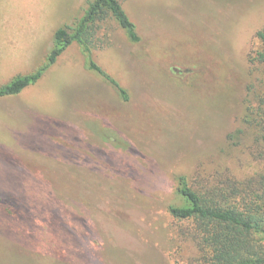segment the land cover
<instances>
[{
    "label": "rangeland",
    "instance_id": "rangeland-1",
    "mask_svg": "<svg viewBox=\"0 0 264 264\" xmlns=\"http://www.w3.org/2000/svg\"><path fill=\"white\" fill-rule=\"evenodd\" d=\"M86 1L0 0V87L42 67ZM123 3L141 42L109 24L93 56L128 102L78 43L0 97V264H207L169 213L176 177L247 190L264 172V0Z\"/></svg>",
    "mask_w": 264,
    "mask_h": 264
},
{
    "label": "trees",
    "instance_id": "trees-1",
    "mask_svg": "<svg viewBox=\"0 0 264 264\" xmlns=\"http://www.w3.org/2000/svg\"><path fill=\"white\" fill-rule=\"evenodd\" d=\"M109 24L116 25L128 42H141L137 25L123 0H87L82 18L55 31L46 63L33 74L16 76L1 86L0 97L19 95L37 84L57 64L61 55L78 43L88 69L108 82L122 101L128 102V91L99 66L93 56L102 37L106 36ZM257 37L264 48V28L257 33ZM260 60L264 63V52L260 54ZM255 126L264 148V121H258ZM262 158L264 160V152ZM176 183L180 202L170 205L169 213L173 218L195 224L200 245L209 256L207 264H264V172L259 182L247 190L230 184L205 192L193 187L188 176L183 174L176 177Z\"/></svg>",
    "mask_w": 264,
    "mask_h": 264
}]
</instances>
